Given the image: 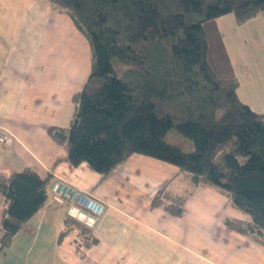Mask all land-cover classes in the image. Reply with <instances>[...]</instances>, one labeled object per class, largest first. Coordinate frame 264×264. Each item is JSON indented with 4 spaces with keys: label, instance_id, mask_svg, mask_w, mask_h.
<instances>
[{
    "label": "trees",
    "instance_id": "trees-1",
    "mask_svg": "<svg viewBox=\"0 0 264 264\" xmlns=\"http://www.w3.org/2000/svg\"><path fill=\"white\" fill-rule=\"evenodd\" d=\"M69 15L90 48V72L73 94L66 160L107 175L141 153L173 163L192 188L160 186L152 205L173 215L206 185L247 215L226 223L264 244V112L237 96V78L216 18L238 23L264 0H49ZM175 132H171L172 130ZM189 139L192 149L181 143ZM51 174L0 171V254L47 201Z\"/></svg>",
    "mask_w": 264,
    "mask_h": 264
},
{
    "label": "crops",
    "instance_id": "crops-1",
    "mask_svg": "<svg viewBox=\"0 0 264 264\" xmlns=\"http://www.w3.org/2000/svg\"><path fill=\"white\" fill-rule=\"evenodd\" d=\"M36 3L25 12L29 1L0 0V130L13 136L0 143V171L29 166L41 176L51 174L53 181L103 201L106 211L90 227L48 198L11 245L23 242L26 254L35 250V257L44 247L59 254L62 245L63 255L81 264H264V244L226 223L244 222L247 215L215 188H194L181 215L152 205L165 183L177 194L193 187L177 165L141 153L130 154L107 175L69 165L66 138L54 132L65 133L75 118L72 96L88 78L90 48L69 15L55 11L49 0ZM262 11L242 23L233 13L215 20L238 81L237 96L257 112H264ZM187 146L192 149L191 142Z\"/></svg>",
    "mask_w": 264,
    "mask_h": 264
},
{
    "label": "built area",
    "instance_id": "built-area-1",
    "mask_svg": "<svg viewBox=\"0 0 264 264\" xmlns=\"http://www.w3.org/2000/svg\"><path fill=\"white\" fill-rule=\"evenodd\" d=\"M12 137L0 130V143H8ZM48 192L50 201L60 206L67 215L90 227L97 226L106 211L103 201L61 179L54 180Z\"/></svg>",
    "mask_w": 264,
    "mask_h": 264
},
{
    "label": "rangeland",
    "instance_id": "rangeland-1",
    "mask_svg": "<svg viewBox=\"0 0 264 264\" xmlns=\"http://www.w3.org/2000/svg\"><path fill=\"white\" fill-rule=\"evenodd\" d=\"M19 1L22 4H27L29 1L30 7L25 8V12H29V9L31 8H32L31 10H33L34 9L33 5L36 3V0H19ZM70 28L72 29V25H70ZM171 132H175V130L173 129ZM188 142H190V140L184 138L183 141H179L175 143H181L184 149H186ZM176 183L177 181L175 179L174 185ZM1 215H2V209L0 210V218ZM25 249H27V247L24 246L23 242H20L19 244H12L9 248L5 249L6 251L4 253L0 254V264H81L82 263L81 260H79L75 256H72L70 253L68 254L65 253L63 255L64 251L62 249V245L59 246V254L56 253L55 251H51L46 247H44L40 257L33 256V254L36 252L35 250L30 252L31 255H27Z\"/></svg>",
    "mask_w": 264,
    "mask_h": 264
},
{
    "label": "water",
    "instance_id": "water-1",
    "mask_svg": "<svg viewBox=\"0 0 264 264\" xmlns=\"http://www.w3.org/2000/svg\"><path fill=\"white\" fill-rule=\"evenodd\" d=\"M54 134H55L56 136L62 138V139H65V138H66V134L63 133V132H61V131H59V130L55 131Z\"/></svg>",
    "mask_w": 264,
    "mask_h": 264
}]
</instances>
